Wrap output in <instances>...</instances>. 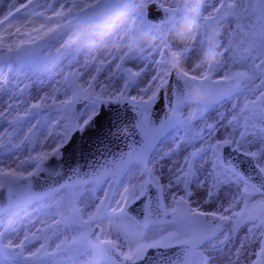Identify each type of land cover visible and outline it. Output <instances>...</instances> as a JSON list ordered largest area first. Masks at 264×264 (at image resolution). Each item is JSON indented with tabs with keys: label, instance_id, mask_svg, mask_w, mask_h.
Instances as JSON below:
<instances>
[{
	"label": "snow or ice",
	"instance_id": "6c2138e0",
	"mask_svg": "<svg viewBox=\"0 0 264 264\" xmlns=\"http://www.w3.org/2000/svg\"><path fill=\"white\" fill-rule=\"evenodd\" d=\"M142 3L11 0L0 7V61L9 74L12 64L40 62L57 44L54 61L91 56L124 73L119 89L115 74L98 83L81 72L65 77L63 92L0 104V264H147L150 251L158 264H221L226 249L229 264H264V0H216L210 12L204 0H171L160 5L157 23L145 18ZM22 20L42 22L22 31ZM173 37L197 47H176ZM101 49L103 59L94 54ZM126 61L142 66L125 69ZM227 63L232 70L214 79ZM241 96L227 123L203 119ZM158 100L161 113L153 111ZM120 101L127 106L114 109ZM102 115L104 150L67 172L52 169V183L35 189L45 162ZM89 188L103 198L86 202ZM138 200L142 220L129 214ZM28 207L46 217L35 231L14 227ZM242 231L240 246L229 248Z\"/></svg>",
	"mask_w": 264,
	"mask_h": 264
},
{
	"label": "bare ground",
	"instance_id": "6f19581e",
	"mask_svg": "<svg viewBox=\"0 0 264 264\" xmlns=\"http://www.w3.org/2000/svg\"><path fill=\"white\" fill-rule=\"evenodd\" d=\"M11 2V0H0V7H4L6 8L7 5ZM205 2V1H204ZM205 4L208 6V9H212V6L213 5H209L207 4V2H205ZM42 21L40 20H37V21H34L33 23H29L27 21H20L19 24H24L25 27H22V31H26V30H30L33 26H36L38 27L39 24L41 23ZM19 24H14L12 28L9 29L10 32L12 31H15V28L17 26H19ZM225 29H227V25H225ZM4 34V29H3V26H0V36H2ZM21 38V37H19ZM9 39V42H11V39L12 37H8ZM221 40L222 41H226V38L223 36V34H221ZM172 43H174V45L176 47H180V48H183L185 46H191L193 48H196V44L192 41H189L187 40L186 38H179V37H173L172 41H170ZM225 44V43H224ZM59 47V45H55V46H52V47H49L47 49H44L43 50V53H44V59L45 57H49L48 55H50V57L53 56L54 52H56V48ZM95 55H97L100 59H103L104 58V50L101 49L99 50V52H96L94 53ZM148 53L146 52L145 55H147ZM158 58V57H157ZM43 59V60H44ZM110 59V58H109ZM2 62V61H0ZM43 61H40V62H37V63H34V64H26L24 65L23 67H18V70H19V73L16 75V77H19V78H24L25 76L26 77H29L31 74H34V75H41V80L39 82H32V84L29 83V80L28 79H24L23 83H25V85L30 89L28 94L26 95L25 98H17L15 97V90L13 89V82L14 80L10 78V75L8 73V70L6 68H3V64L0 65V71L3 72V76H0V104H4L6 102H12V103H16L17 100H29L30 98L32 97H39V96H43V95H47L49 93H51L54 89L56 88H59V81L61 80V76L63 74H68V72L70 71L69 67H68V64H61L60 66L58 67H55L51 70H46V71H42V70H37L33 67V65L37 66V65H42ZM85 63L88 64V69H84L82 70L81 72H83L85 74V77H87L88 75H95V73L93 74V70L92 68L93 67H99L101 64L96 61V62H93L91 60V56L88 57L87 61L83 58L80 59L79 63H76L75 61H72V64L75 65L78 64V65H85ZM183 64V61L181 62ZM139 66H142V62L141 61H136L135 64L132 63V62H129V67H131L134 71L138 70V67ZM112 70V71H115V63H113V65L111 67H108L107 69H105L104 71V75L105 77H109L110 73L109 71ZM197 71H200V70H197ZM72 74H74V71L73 69L71 70ZM219 78V75L218 74H215L214 75V79H218ZM9 80H10V83H9ZM98 83H103V81L101 80H98L97 81ZM9 93L12 97V99H10V96H9ZM132 95H137V92L136 91H129V95L128 97L132 96ZM245 100V97L241 96L239 97L238 99H233L231 101H222L220 104L216 105L215 107L211 108L204 116V120L209 123V124H215L217 123V121L220 120L221 117H226L225 119V123H227V119H231V110H232V106L234 104H243ZM34 102V101H33ZM122 109V107H119ZM106 118V116H105ZM200 125H203V123H201ZM6 127V125L4 124H0V130H3L4 128ZM106 128L105 127L102 131V135L104 137V134L106 132ZM51 131H54L56 132V129H50ZM49 143H54V141H49ZM70 144H67L64 148L66 149ZM63 148V149H64ZM47 150V149H46ZM37 151H39V149H37ZM34 154V153H33ZM20 155V159H23L24 156L27 155V152L25 153H21L19 154ZM13 159H15V157H13ZM4 163L5 164H8V163H11L10 160L8 159H5L4 160ZM28 165H25V167H27ZM28 168V167H27ZM32 186L35 188V189H39V184L38 183H33ZM20 193L23 192V189H20L19 190ZM199 198V197H198ZM205 207H208V206H205ZM17 219L15 220L14 222V227H16L17 229H20V225L18 222ZM29 226L25 225L24 228L22 229L23 230H27ZM244 232L242 231L237 237H239L240 241L237 242V244L241 243V241H243L244 237ZM225 261V263H224ZM228 262V259H222L221 261V264H227ZM241 264H243V262H241Z\"/></svg>",
	"mask_w": 264,
	"mask_h": 264
},
{
	"label": "rangeland",
	"instance_id": "374dc122",
	"mask_svg": "<svg viewBox=\"0 0 264 264\" xmlns=\"http://www.w3.org/2000/svg\"><path fill=\"white\" fill-rule=\"evenodd\" d=\"M152 1H154V0H143L141 11L144 13L145 18H146V13H145L146 5L148 3H150V2H152ZM157 1L159 2V4L164 5V6H167L171 2V0H157ZM204 1L207 2V4H209V5H215L216 4V0H204ZM210 11H211V9H208V12H210ZM208 12H206L205 14L207 15ZM232 28L233 29L235 28V24L232 25ZM222 34L226 38V41L225 42L222 41L221 40V36L219 37V39L221 40L222 43L226 44L228 39H229V36L227 34H225L224 30H222ZM33 35H37V34L33 33ZM68 35H71V32H69ZM64 38L67 39V36H65ZM20 39H26V37H21ZM48 56L49 57H45V59L42 60L43 61L42 65H37V66L33 65V67L35 69H37V70L46 71V70H51V69H53L55 67H58L61 64H66L67 63L70 71L68 72V74H63L61 76V80L58 82L61 92H63L64 88L66 87L65 77H69L70 79H76V78H78V76H79V74L81 73L82 70L88 69V67L85 68L83 64H81V65L76 64L75 67H74V65L72 64V61H67V62H64V63H60L58 61H54V58L56 56V52H54L52 57H50V55H48ZM49 61H53V62H49ZM1 64H4V62L3 61L0 62V65ZM11 67H12V72H11L10 78L14 80L13 85L17 86L15 88H13L15 90V93H14L15 97H17V98H20V97L25 98L30 89L25 85V83H23L24 79L25 78L28 79L29 83L32 84V82H35V81L39 82L41 80V75L31 74L29 77L25 76L24 78H19V77H16V75L19 73L18 67H20V65L19 64H12ZM108 67L109 66L107 64H105V65H100L99 67L95 66V67L92 68L93 74L95 73V75H97V77H98V80L103 81V83H108V80H107V78L104 75V71ZM122 67L125 68V69L131 68V67H129V62H127V61L122 65ZM72 69L74 71V74H72V72H71ZM230 70H232V65L230 63H227L226 66L221 70V72L216 73V74H218L219 78H220V76L222 75L223 72L230 71ZM109 73H110L109 76L115 74V78L112 80L111 83L117 89L122 88L123 80L121 79V76L124 75V73L119 72L116 69H115V71L110 70ZM19 89H24V91L21 93L19 91ZM125 95L128 96L129 92H126ZM215 106L216 105L212 106L211 108H213ZM205 114H204V116H205ZM200 127H203V125H200ZM59 131H61V129L56 128V132H59ZM213 135H217V134L214 133ZM27 167H29V166H27ZM96 196H99L100 198H103V191H99L98 190L96 192H93L89 188V189L85 190L82 193V197H83V199L86 202L91 200V199H93ZM42 211L43 210L41 208H32V207H28L26 210L22 211L19 214V216L16 218L18 220L16 222L19 223L20 229L22 230L25 225L29 226L28 229H27L29 231H35V228L41 227L42 225H41V223H39V221L46 219V217H44L41 214ZM49 235H50V233H49ZM243 237H244V235H243ZM238 241H240V239H239V237H236V239L233 241V244L230 245L229 248H233V249L234 248H238L240 246V243L237 244ZM36 246H38V244ZM224 257H227V258H224V259H228L227 264H229V258H231V253L228 251V249L225 250ZM224 263H225V261H224Z\"/></svg>",
	"mask_w": 264,
	"mask_h": 264
},
{
	"label": "water",
	"instance_id": "95a60500",
	"mask_svg": "<svg viewBox=\"0 0 264 264\" xmlns=\"http://www.w3.org/2000/svg\"><path fill=\"white\" fill-rule=\"evenodd\" d=\"M156 11H159V15H155ZM148 12V20L151 23H157L160 19L163 18L164 13L161 7L153 2L152 4L147 6ZM162 14V16H161ZM161 16V17H160ZM127 106V101L113 102L112 107L125 108ZM163 110V104L160 100L157 101L154 106L153 111L155 113H161ZM105 127H107V117L104 115L100 116L97 125L92 129L88 130L85 133H74L70 142V144L66 149H62L61 157H52L50 160L45 162V171L41 173V175L37 178L33 179V183H38L39 188L45 186L46 183H52V179L49 178V173L52 169H55L58 172H67L71 168L75 167L77 164L83 165L85 161L91 158L92 155L96 153V150L100 151L104 150L106 146L105 143H101L104 139L102 135V131ZM115 147V145H113ZM225 155H228V150L225 149ZM240 159H244L243 157H239ZM248 163H245V169H248ZM150 195L155 198V189H149ZM6 200V194L0 193V203H4ZM144 201L138 200L135 203L129 206V214L133 217H136L139 220H142L144 217ZM144 264V262H142ZM147 264H158L156 257L152 255L151 251L149 252V260Z\"/></svg>",
	"mask_w": 264,
	"mask_h": 264
}]
</instances>
